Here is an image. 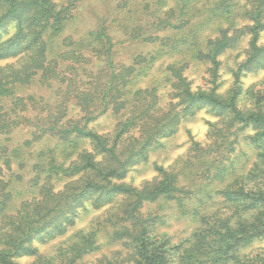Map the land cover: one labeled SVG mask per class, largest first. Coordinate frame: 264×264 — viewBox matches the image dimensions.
Segmentation results:
<instances>
[{"label": "clouds", "instance_id": "1", "mask_svg": "<svg viewBox=\"0 0 264 264\" xmlns=\"http://www.w3.org/2000/svg\"><path fill=\"white\" fill-rule=\"evenodd\" d=\"M26 3L0 28V264H264V0Z\"/></svg>", "mask_w": 264, "mask_h": 264}, {"label": "trees", "instance_id": "2", "mask_svg": "<svg viewBox=\"0 0 264 264\" xmlns=\"http://www.w3.org/2000/svg\"><path fill=\"white\" fill-rule=\"evenodd\" d=\"M9 2L12 3L13 7H12V11L9 13L8 16H5L3 19V22L0 23V28H2L4 26V24L7 23V20L9 19V17L13 14L16 15H22L23 12L29 8L31 5H29L28 3H26V0H9Z\"/></svg>", "mask_w": 264, "mask_h": 264}]
</instances>
